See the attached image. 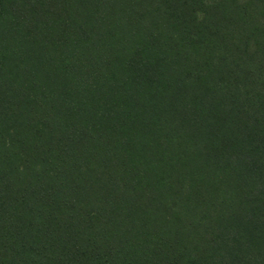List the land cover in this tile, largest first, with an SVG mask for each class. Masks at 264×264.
<instances>
[{
  "label": "trees",
  "instance_id": "obj_1",
  "mask_svg": "<svg viewBox=\"0 0 264 264\" xmlns=\"http://www.w3.org/2000/svg\"><path fill=\"white\" fill-rule=\"evenodd\" d=\"M0 264H264V0H0Z\"/></svg>",
  "mask_w": 264,
  "mask_h": 264
}]
</instances>
